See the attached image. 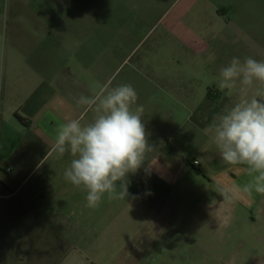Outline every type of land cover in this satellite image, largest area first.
I'll list each match as a JSON object with an SVG mask.
<instances>
[{
  "label": "crops",
  "instance_id": "0c3cea01",
  "mask_svg": "<svg viewBox=\"0 0 264 264\" xmlns=\"http://www.w3.org/2000/svg\"><path fill=\"white\" fill-rule=\"evenodd\" d=\"M12 11L11 4L5 6L7 18ZM2 13L0 4V19ZM132 54L121 56L120 65L131 64V69L118 81L122 70L116 75L121 66L113 69L114 61L110 70L98 75L85 67L88 63L81 53L67 67L64 54L0 51V264H193L188 260V251L190 256L194 248L193 221L175 213L171 205L162 206L161 198H151L146 189L154 193L164 185L170 189L172 202V195L182 193V176L193 175V163L198 160L187 164L186 159L197 144L208 165L235 181L243 165L225 164L211 143V133L206 135L204 130L241 97L238 89L222 91L214 82L211 86L208 72L203 71L206 59L200 56L196 71L190 55L174 54L170 59L143 55L131 63ZM29 57L40 59V67L14 66V61ZM108 80L134 87L137 105L144 108L142 121L149 142L156 151L148 154L150 167L145 161L135 174H129L125 199L109 198L106 193L97 207L89 208L85 190L64 178L70 154L40 162L54 143L59 124L77 116L85 122L92 118L93 113L83 111L76 99L92 95ZM146 172L150 177L145 181ZM214 204L217 216L221 215L226 200L220 198ZM186 205L187 201L185 210ZM197 219L203 222L204 218L197 215ZM213 248L208 247L214 253L210 262L226 264ZM166 254L179 260H163ZM238 254L233 255V264H239Z\"/></svg>",
  "mask_w": 264,
  "mask_h": 264
},
{
  "label": "rangeland",
  "instance_id": "374dc122",
  "mask_svg": "<svg viewBox=\"0 0 264 264\" xmlns=\"http://www.w3.org/2000/svg\"><path fill=\"white\" fill-rule=\"evenodd\" d=\"M0 4L2 54L59 53L65 55V66L72 67L81 53L88 63L85 67H91L92 73L96 71L98 75L112 61L116 70L121 66V56L131 51V63L143 55L162 59H170L174 54L181 58L190 55L196 71L200 67L198 57L206 59L203 71L208 72L212 86L213 82L218 83L220 68L233 57L264 60V0H0ZM10 4L13 11L7 18L4 10ZM141 39L144 40L138 45ZM33 57L14 61V66L40 67L41 60ZM130 69L131 64L122 65L116 74L122 70L118 81ZM255 87L250 89L249 97ZM197 137L200 141L201 135ZM194 160L198 161L193 163V175L187 172L182 176V193L172 195V202L168 187H157L154 193L146 189L147 195L154 196L151 198H161L162 206L171 205L175 213L188 215V222L193 221L190 239L194 248L190 256L188 251V260L193 264H212L210 256L214 253L208 247L213 246L224 256L226 264H233V255L237 253L239 264H264V195L253 192L243 200L226 201L219 216L214 207V202L222 198L218 194L222 187L242 186L251 180L246 167L241 166L235 181H229L225 173L207 164L198 144L186 159L187 164ZM189 167L192 170V165ZM149 177L146 172L143 179ZM197 215L203 216V222ZM162 259L179 260L170 254Z\"/></svg>",
  "mask_w": 264,
  "mask_h": 264
},
{
  "label": "clouds",
  "instance_id": "9594fccd",
  "mask_svg": "<svg viewBox=\"0 0 264 264\" xmlns=\"http://www.w3.org/2000/svg\"><path fill=\"white\" fill-rule=\"evenodd\" d=\"M218 87L238 89L242 98L217 114L204 132L211 133V143L225 164L243 165L251 176L248 183L222 187L218 194L229 202L251 197L253 192L264 195V60L233 57L220 68ZM137 100L131 84L114 85L112 80L92 95L81 94L76 104L93 113L92 118L85 122L77 116L59 124L54 143L40 162L70 154L64 178L85 190L89 208L97 207L106 193L109 198L125 199L129 174H135L146 160L149 167L152 164L147 157L156 148L149 142L142 121L144 108Z\"/></svg>",
  "mask_w": 264,
  "mask_h": 264
},
{
  "label": "built area",
  "instance_id": "2783aa9c",
  "mask_svg": "<svg viewBox=\"0 0 264 264\" xmlns=\"http://www.w3.org/2000/svg\"><path fill=\"white\" fill-rule=\"evenodd\" d=\"M196 163H197V162H196ZM6 170H7V171H10V170H11V168H9V167H8Z\"/></svg>",
  "mask_w": 264,
  "mask_h": 264
}]
</instances>
